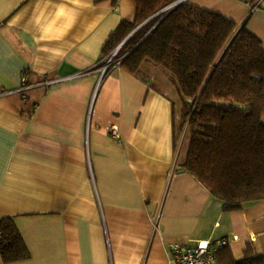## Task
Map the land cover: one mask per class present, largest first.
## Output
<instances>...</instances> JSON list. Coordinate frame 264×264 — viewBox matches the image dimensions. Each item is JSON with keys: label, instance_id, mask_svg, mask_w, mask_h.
<instances>
[{"label": "crops", "instance_id": "0c3cea01", "mask_svg": "<svg viewBox=\"0 0 264 264\" xmlns=\"http://www.w3.org/2000/svg\"><path fill=\"white\" fill-rule=\"evenodd\" d=\"M258 2L196 4L264 43ZM136 12L135 0H0V220L31 252L0 264H176L172 243L224 237L225 254L264 255V199L227 211L183 166L171 75L151 62L103 72L107 40Z\"/></svg>", "mask_w": 264, "mask_h": 264}, {"label": "trees", "instance_id": "16d2710c", "mask_svg": "<svg viewBox=\"0 0 264 264\" xmlns=\"http://www.w3.org/2000/svg\"><path fill=\"white\" fill-rule=\"evenodd\" d=\"M134 21L123 20L111 34L107 56L120 47L119 64L138 73L146 62L165 69L185 99L190 146L183 166L227 211L264 199V43L246 24L190 0L161 11L174 0H135ZM257 4L258 0H243ZM264 6V0L258 2ZM158 13V14H157ZM106 61V60H105ZM5 262L31 257L12 217L0 220ZM218 251L219 264H264L248 245L242 258ZM223 249V250H222ZM223 251V253H222Z\"/></svg>", "mask_w": 264, "mask_h": 264}, {"label": "built area", "instance_id": "2783aa9c", "mask_svg": "<svg viewBox=\"0 0 264 264\" xmlns=\"http://www.w3.org/2000/svg\"><path fill=\"white\" fill-rule=\"evenodd\" d=\"M165 11H169V9ZM120 47L121 46L116 47V49L106 57V64L103 68V72H105L111 64L121 59L119 57ZM112 131L117 135L118 127L114 126ZM228 243L229 238L227 237L215 242L200 241L195 244L175 242L170 246V255L171 259L176 264H215L219 249Z\"/></svg>", "mask_w": 264, "mask_h": 264}, {"label": "water", "instance_id": "95a60500", "mask_svg": "<svg viewBox=\"0 0 264 264\" xmlns=\"http://www.w3.org/2000/svg\"><path fill=\"white\" fill-rule=\"evenodd\" d=\"M186 0H175L172 3L168 4L165 8H163L161 11L159 12H163L165 10H172L173 8H175L176 6H178L179 4L185 2ZM158 14V13H157ZM155 15H153L152 17H154ZM152 17H150L149 19H147L146 21H144L143 23H140L139 25H137L131 32L130 34L123 40V42L121 43L120 46H122L124 44V42L133 34L135 33L142 25H144L148 20H150Z\"/></svg>", "mask_w": 264, "mask_h": 264}, {"label": "rangeland", "instance_id": "374dc122", "mask_svg": "<svg viewBox=\"0 0 264 264\" xmlns=\"http://www.w3.org/2000/svg\"><path fill=\"white\" fill-rule=\"evenodd\" d=\"M175 1V0H174ZM191 1V0H190ZM193 2H195V3H197V0H192ZM240 27H238V29H239ZM119 52H120V50H119ZM183 152H184V150H183ZM187 154V153H186ZM186 154L185 155H183L184 157H183V159L185 158V156H186ZM181 160H182V154H181Z\"/></svg>", "mask_w": 264, "mask_h": 264}]
</instances>
